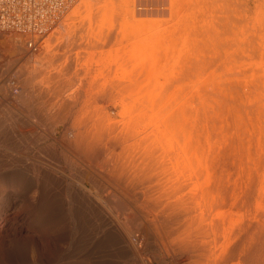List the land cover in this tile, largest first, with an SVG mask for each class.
Returning <instances> with one entry per match:
<instances>
[{
  "label": "bare ground",
  "instance_id": "6f19581e",
  "mask_svg": "<svg viewBox=\"0 0 264 264\" xmlns=\"http://www.w3.org/2000/svg\"><path fill=\"white\" fill-rule=\"evenodd\" d=\"M75 1L0 0V35L14 36L9 51L20 53L0 54V91L20 107L5 110L0 99V150L26 159L38 147L53 156L27 172L15 158H0V264H151L147 252L159 264H264V0H215L221 16L210 8L208 24L217 20L232 31L226 26L228 37L214 33L203 42L191 61L188 92L179 93L181 101L178 93L147 95L145 103L159 100V109H141L136 118L128 109L122 122L97 120L93 112L78 119L77 103L58 90V76L46 92L26 68L30 58L49 67L57 58L48 52L46 59L48 48L75 41L78 19L92 23L88 0L68 15L67 34L51 37ZM102 7L93 19L107 22L111 14ZM190 26L178 29L181 38L192 34ZM101 36L94 31L73 43L91 46ZM124 89L113 83L90 97L95 104ZM41 104L58 109H30ZM28 117L39 125H29ZM134 118L147 121L144 131L137 132ZM43 123L46 134L39 132ZM58 124L66 131L56 139ZM62 165L94 186H114L132 206L109 195L113 220L88 195L65 194Z\"/></svg>",
  "mask_w": 264,
  "mask_h": 264
},
{
  "label": "rangeland",
  "instance_id": "374dc122",
  "mask_svg": "<svg viewBox=\"0 0 264 264\" xmlns=\"http://www.w3.org/2000/svg\"><path fill=\"white\" fill-rule=\"evenodd\" d=\"M85 1L88 0H77L70 4L68 9L64 12L63 20L58 26V29L51 34L52 36L50 35L52 38L67 34L68 28L66 30L65 24L66 19L68 20V15ZM90 1L93 6L92 15L95 17L101 13L102 9L98 10V8L105 6L107 10L109 9V14H111L109 20L107 22H98L99 19L96 20L93 19L94 17L92 18L90 16L92 23H86L82 26L79 22L81 20L80 18L75 21L76 29L71 32V34L76 41L78 37L90 35L95 31L102 33V36L99 38L100 42L88 46L89 44L73 43L75 41L68 43L67 38H65V40L62 39L60 43H56L57 46L54 45V48H48L45 55L46 59L49 58L48 52L52 53V55L54 54L55 58H57L49 63V67H42V65H40V67L34 64L33 58L28 59L27 63L29 62L28 64L30 66H28V64L26 66L30 72L36 71V74H34V84L46 92H50L51 89H53L54 81H56L55 77L58 76V81L61 83V85L58 86V90H61L66 98H70L73 102L77 103L75 108L72 109L78 111L76 114L78 119H83L93 112L97 120L104 118L110 122H122L125 116L128 115V109L133 110L132 117L135 116V118L138 117L141 109H159L161 101H154V104L151 105L146 104L147 95L159 93L176 95V93H178V101H181L182 94L179 95V93L183 91L186 92L189 83H191L190 72L192 58L196 57V55L198 56V52L200 55L203 42L208 40L207 38H209L210 35L214 33L218 34L220 39L223 40L225 37L229 36L228 34L230 32L228 28L232 26L226 25L227 28L222 24V26L219 27L221 22L219 21L220 23H217V20L221 16L220 3L218 4L215 0H134V5L130 7L127 6V2L130 0H125V2L124 0H109V2L105 0L107 3L104 0ZM251 3L255 4V0ZM210 8L214 9L215 15L217 14V20L211 25L208 24L211 21V17L209 16H211L210 11L212 10ZM228 8H231V5ZM125 9L129 12H125ZM102 13H104V10H102ZM84 16L86 17L87 14ZM192 19L195 22H193ZM205 20L208 22L205 23ZM192 23H195V26H193ZM182 26H190V28H192L190 34L195 33V35L188 34L189 36L184 39L181 38L178 29ZM223 27L227 28L226 32L223 31L225 29L221 31ZM216 30H220V32L217 33ZM230 31H232V29H230ZM21 35L25 36V34ZM13 38L11 39L8 35H0V54L6 58H11L20 54L16 49L9 51L12 48L10 47L12 45L10 41L13 40ZM48 39H50V37L47 38V40ZM60 45H62V48L59 47ZM218 47L223 54L224 47ZM70 63L73 65L72 70L69 71L68 74L59 75ZM113 83L121 85L126 89L122 91L111 90L112 96L94 104V99L90 96L103 92L105 86ZM2 94L8 95V90L6 92L0 91V99H6L4 106L5 110L12 109L16 111L20 109V107L16 105L17 103H15L17 102L15 98V100L12 101L13 99H8V96L4 97ZM79 94L81 95L79 96ZM174 95H171V97ZM34 108L46 110L58 109L53 104L50 106L42 105V107L38 106L37 108L34 105L30 106V109ZM42 114L43 113L40 115L42 119L47 117L45 111L44 114ZM139 122L140 121H137L136 124L138 125ZM27 123L29 125L33 124L32 126L39 125L33 117H28ZM146 124L148 123L144 120L142 123L140 122L138 126L136 125V127H138L136 129L137 132L144 131ZM43 125L41 124L39 132L46 134L48 125L46 126L45 123H43ZM65 128V125L62 124L56 126V139L64 135L66 131ZM44 141L45 143L43 144L47 145H49L50 142H54L53 140ZM41 151L42 150L38 147L37 149H32V153L29 152L27 158L23 159L22 156L17 154L14 150L10 153H4V151L0 150V158L3 159L8 156H10L11 159L15 158L14 160L17 161L18 165L20 164L23 166L20 169L22 170L25 168L27 172L28 170L31 171V167L37 166L39 158L44 161L47 160L48 162L52 160V155L47 151ZM71 156L75 158L73 155ZM25 160L26 163L20 162H24ZM18 165L16 166L17 168ZM50 165L52 166V164ZM10 169L12 170V168ZM49 171L52 170L49 168ZM58 174L59 180L63 182L65 194L77 191V193L88 195L92 199L90 203L106 206L113 220H117L118 215L110 206L113 202L107 201L109 195L116 193L123 202L129 205L131 204L132 206V201L128 200L125 195L123 196V194L117 193L118 189L114 186L107 185V183H105V188L94 186L86 179H81L83 177H81L78 172L67 169L63 165L61 168H58ZM69 202L71 201L66 196L64 203L69 204ZM86 202L89 203L88 201ZM152 218L153 216L143 218V222L149 223ZM146 254H144V259L151 258V264H159L158 260H155L157 257H154L153 253L147 252ZM170 262L171 259H169V264Z\"/></svg>",
  "mask_w": 264,
  "mask_h": 264
}]
</instances>
